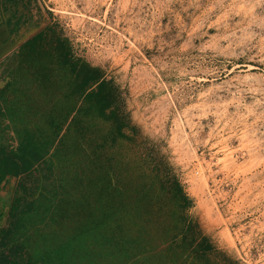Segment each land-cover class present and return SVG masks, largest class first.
<instances>
[{
	"label": "rangeland",
	"instance_id": "obj_1",
	"mask_svg": "<svg viewBox=\"0 0 264 264\" xmlns=\"http://www.w3.org/2000/svg\"><path fill=\"white\" fill-rule=\"evenodd\" d=\"M44 1L49 12L39 15V25L51 20L80 66L101 67L112 77L122 112L138 132L132 142L112 143L106 139L112 122L92 111L82 116L89 127L85 136L69 129L64 141L74 149L62 147L51 156L60 181L53 207L65 211L39 224L41 231L65 237L88 222L87 209L99 191L87 186L107 167L112 180L131 188L123 196L142 188L150 198L129 219L144 228L145 244L134 250L137 263L177 264L164 241L175 228L174 208L160 187L175 174L195 197L190 216L212 242L243 264H264V0ZM67 78L56 88L46 81V89H24L22 98L36 106L13 100L20 103L12 105L15 118H30H24L27 128L48 136L55 104L73 106L70 118L86 107L70 93ZM67 130L64 124L57 139ZM8 134L15 137L11 126ZM6 188L2 206L13 190ZM121 259L109 252L102 262Z\"/></svg>",
	"mask_w": 264,
	"mask_h": 264
},
{
	"label": "trees",
	"instance_id": "obj_2",
	"mask_svg": "<svg viewBox=\"0 0 264 264\" xmlns=\"http://www.w3.org/2000/svg\"><path fill=\"white\" fill-rule=\"evenodd\" d=\"M2 1L8 0H0V3ZM9 1L15 3L14 0ZM20 22L17 19L13 32L19 29ZM57 27L54 29L49 25L38 32L36 38L23 43L17 54L14 77L10 78L3 89H8L15 82L20 83L19 80L23 81L22 76L28 74L34 75L42 87L44 82L50 81L51 88H56L55 85L68 77L70 93L84 101L86 107L79 106L70 118L73 106L63 102L61 105L55 104L51 109L53 120L49 125L53 131L48 136L41 133L39 128H13V138L6 129L0 128V187L10 177L18 180L4 219L3 211L0 210V264H104L102 259L108 258L109 252L118 259L122 258V261L117 260V264H138L134 250L140 248L138 245L145 244L141 238L144 228L136 221L129 222V219L132 214L140 215L143 207L141 203L150 198L146 200L147 193L142 188L134 189L137 192L134 196L128 195L131 188L120 187L118 182L112 180L107 167L102 168L103 175L98 182L95 180L97 187L95 181L87 186L91 187L89 192H94L95 188L99 192L96 205L93 207L91 202L92 206L86 208L90 219L80 225V229L60 237L53 231L44 233L37 226L46 224L56 213L63 214L65 211L53 207V194L60 181L53 177L51 158L53 153L60 155L62 147L74 149L64 141L70 128L75 130L78 137L85 136L89 127L82 117L84 114L92 111L112 122V133L106 138L112 143L119 138L132 142L138 132V126L122 112V96L112 77L108 78L101 67L80 66L69 42ZM66 73L70 75L66 76ZM44 87L48 88L47 85ZM21 92L20 89L17 97ZM2 95L0 99L4 102ZM4 113L0 106V121ZM64 124L68 126L67 133L57 139ZM13 139L17 141L16 145H13ZM102 143L105 147L107 141L103 139ZM110 159L107 158L105 163H109ZM173 166L169 162L168 170L171 171ZM161 186L174 208L175 228L172 232L167 231L164 237V241L169 242L167 254L171 255L172 262L183 264L187 259L191 261L190 264H243L219 249L212 242L211 236L199 228L190 216L195 197L185 190L184 184L175 174L161 182ZM122 193H128L127 197ZM92 207L99 212L97 216H94ZM98 227L101 230L98 231Z\"/></svg>",
	"mask_w": 264,
	"mask_h": 264
},
{
	"label": "crops",
	"instance_id": "obj_3",
	"mask_svg": "<svg viewBox=\"0 0 264 264\" xmlns=\"http://www.w3.org/2000/svg\"><path fill=\"white\" fill-rule=\"evenodd\" d=\"M14 2L7 1L0 3V66L4 68V72H2L0 76V94L3 96L4 102L0 99V106L2 107V110L5 112L3 116V120L0 121V128L3 130L6 129L8 131L9 126L12 127V129H29L26 126V121L30 118L22 117L21 119L15 118L14 114H18L16 112V107L13 108L12 105L18 106L20 103L18 102H12L15 99H18L19 102H23L22 104L27 103H36L35 101H31L30 99L22 98L21 95H25L24 89L31 88V87H39V85L36 83V81L31 80V78L27 77L26 75L22 76L23 81L15 82V84L8 89L4 90L3 88L7 86V83L11 80L10 78H13V74H15V66L17 63V54L19 52L20 47L29 39L36 38V35L41 30L45 29L49 25L52 24V21L49 20L44 25H39L40 16L42 13L48 14L49 10L47 9V6L45 5L44 0H14ZM14 15V17H13ZM40 15V16H39ZM12 18V19H11ZM17 19H20V27L16 32H13V26ZM4 73V74H3ZM16 76V75H15ZM35 83V84H34ZM22 90L24 92L19 93V90ZM0 95V98H1ZM5 98V99H4ZM6 101V102H5ZM8 101V102H7ZM25 102V103H24ZM33 111V110H32ZM33 113V112H32ZM10 115V116H9ZM19 115V114H18ZM4 118H7L6 120ZM12 119L13 122L10 123L8 119ZM26 121H25V119ZM20 120L22 121L20 125ZM15 121L18 122V124L15 123ZM32 125V124H31ZM30 125V127H31ZM10 135L12 132H9ZM13 134V133H12ZM13 145H16L17 142H12ZM17 178L10 177L7 181H4L1 184L0 191H6V187L9 185H12V192L10 199L8 202L4 205L2 204L1 200H3L4 195L0 196V210L3 211V219L6 215L7 209L9 207L11 198L14 193V189L17 184ZM3 221V220H2ZM39 226V224H37Z\"/></svg>",
	"mask_w": 264,
	"mask_h": 264
},
{
	"label": "built area",
	"instance_id": "obj_4",
	"mask_svg": "<svg viewBox=\"0 0 264 264\" xmlns=\"http://www.w3.org/2000/svg\"><path fill=\"white\" fill-rule=\"evenodd\" d=\"M2 72L5 73L4 68L0 66V76H1ZM4 73H3V74H4Z\"/></svg>",
	"mask_w": 264,
	"mask_h": 264
}]
</instances>
